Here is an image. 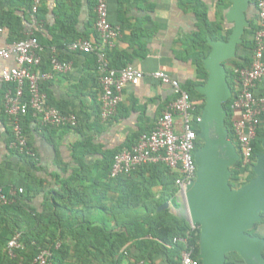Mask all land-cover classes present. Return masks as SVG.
Listing matches in <instances>:
<instances>
[{
	"label": "crops",
	"instance_id": "1",
	"mask_svg": "<svg viewBox=\"0 0 264 264\" xmlns=\"http://www.w3.org/2000/svg\"><path fill=\"white\" fill-rule=\"evenodd\" d=\"M32 1L0 0V23L6 30L0 36V50L32 32L44 50L40 70L48 72L49 49L53 46L79 39L97 43L93 28L96 0H41L35 22L31 16ZM232 5L231 0H108V21L120 28L111 57L118 64L138 69L144 77L137 86L124 88L116 115L103 123L99 119L101 88L96 56L62 50L61 60L70 62L72 69L44 83L42 91L49 104L76 115L78 126L74 130L51 129L41 127L37 120H24L22 128L37 158L34 168L10 149L11 124L3 112V98L11 86L0 84V185L23 188L28 194L25 217L30 223L25 221L22 231L40 229L66 236L68 255L64 264L107 263L100 253L107 246H99L96 235L107 234L115 222L123 223L129 216H144L143 209H136L135 213L128 206L127 196H123L126 186L104 179L103 173L111 164L113 152L133 145L141 133L151 131L173 99L171 88L152 74L164 72L184 89L197 81L196 92L206 83L208 73L204 66L206 81H198L191 59L193 43L201 32L209 54L208 40L227 42L234 26L227 20ZM244 16L248 26L243 42L237 46L236 57L223 63L226 81L230 67L243 64L250 57L247 44L257 27L255 0L247 1ZM203 22H208L210 34ZM14 65L13 60H0V73ZM230 80L231 86L228 81L227 84L232 95L233 75ZM256 94L264 95V83ZM192 101L198 108L202 104L200 100ZM176 121L179 123L180 119ZM4 219L11 222L14 218ZM248 233L264 240V218ZM82 236H87L84 242ZM156 243L149 236L126 243L120 250L126 254L120 257V264H134L133 254H151V264H165V250L172 246L164 245L157 253ZM229 254L245 264L236 252L227 253L226 258Z\"/></svg>",
	"mask_w": 264,
	"mask_h": 264
},
{
	"label": "built area",
	"instance_id": "2",
	"mask_svg": "<svg viewBox=\"0 0 264 264\" xmlns=\"http://www.w3.org/2000/svg\"><path fill=\"white\" fill-rule=\"evenodd\" d=\"M40 2L41 0L32 1L33 22ZM255 8L257 27L252 36L250 62L243 67H230L235 87L228 100L229 121L233 143L239 156V178L245 176L252 165L254 146L264 126V96L256 94L259 85L264 83V0H256ZM93 28L97 43L79 39L65 43L63 48L70 53L96 56L101 88L99 119L105 123L116 115L124 88L128 85L137 86L144 74L132 66L121 69L109 66L106 53L114 48L120 37V28L108 21V0H96ZM5 31L0 23V36H4ZM49 50L48 72L40 70L44 50L32 32L24 39L0 50L1 61L13 60L15 64L13 67L4 68L0 73V84L11 86L3 98V112L11 124L10 149L16 155L33 161L37 159L36 154L22 128V119L25 116L30 114L43 128L74 130L78 126L76 115L61 113L49 104L42 91L44 83L51 81L55 75L67 74L72 69L70 62L60 59L56 47ZM152 77L171 88L173 99L166 104L151 131L141 133L130 148H123L114 155L108 178L115 180L119 177H129L140 168L162 165L177 175L175 186L186 200V188L196 178L194 154L198 149L197 143H201L198 138L201 115L197 114V104L177 80L164 72H156ZM176 118L180 119L179 123ZM22 193L20 188H9L7 192L0 188V207L15 203ZM172 243L182 244L184 247L179 264H200L199 259L193 257V249L186 239L174 238ZM23 249L22 236L15 233L7 242L5 253L9 258L15 259L16 252ZM32 264H52L51 253L41 250ZM135 264L148 263L139 261Z\"/></svg>",
	"mask_w": 264,
	"mask_h": 264
},
{
	"label": "water",
	"instance_id": "3",
	"mask_svg": "<svg viewBox=\"0 0 264 264\" xmlns=\"http://www.w3.org/2000/svg\"><path fill=\"white\" fill-rule=\"evenodd\" d=\"M248 0H231L227 20L233 29L227 42L208 40L211 51L203 60L207 81L197 88L205 104L198 123L201 146L194 155L196 178L186 188V203L192 225H198L202 264H225L226 254L236 252L245 264H264V240L248 232L261 222L264 213V137L262 154L256 158L255 177L239 190L228 184L230 168L239 156L228 138L227 112L223 105L231 96L223 63L236 57L248 22L244 12ZM264 134V126H263ZM169 208L164 203L157 213Z\"/></svg>",
	"mask_w": 264,
	"mask_h": 264
},
{
	"label": "trees",
	"instance_id": "4",
	"mask_svg": "<svg viewBox=\"0 0 264 264\" xmlns=\"http://www.w3.org/2000/svg\"><path fill=\"white\" fill-rule=\"evenodd\" d=\"M203 24H204L203 28H205L207 33L210 34L212 29L209 27L208 22H203ZM253 30L255 31L256 27L253 28ZM202 36L203 35L201 32L197 35V38L193 43V53L191 57L193 64L197 68L196 71L199 76V80H198L199 83H204L207 78V74L202 65V60L206 57L209 51V48L205 46V39ZM223 40H226V38H223ZM63 45L64 44L53 47H56L59 50V54H60V52L64 50ZM247 45L250 48V52H251L253 49V42L252 41L248 42ZM196 48H199V52L197 51ZM106 54H107V61L111 68L121 69L126 66H129V64L116 63L115 59H112L111 57L112 51H107ZM243 61H244L243 64L237 63L235 65L239 67L248 65L250 62V57L244 59ZM231 77H232V73L231 71L228 70L227 81L230 86H231V80H230ZM196 84L197 81L189 83L185 90L188 92L191 99L202 101V104L199 106L197 112V114L200 115L203 109L204 100L203 97L197 94V92L195 91ZM223 107L227 112L225 126L228 130V138L232 142H234L232 136L231 124L229 121L230 118L229 102L225 103ZM61 113L67 114L64 112ZM24 120L34 121V119L31 117L30 114L25 116L22 119V122ZM263 137H264L263 130H261L260 133L258 134V139L256 140L254 146V156L262 152L261 142ZM200 145L201 143L199 144L198 142L197 147L199 148ZM131 146L126 148H130ZM123 148L121 147L113 152L111 156V164L104 171L103 178L109 181L117 182L118 184H122L123 186L125 185L126 186L125 188L127 189V193H124L123 196H127L128 206L134 210H136V208L143 209L144 216L141 217L129 216L127 219H125V222L123 223L115 222L113 229L107 232V234L96 235V237L99 239L98 245L107 246L106 251L100 252L107 259V263L105 264H120L121 263L120 257L123 255L126 256L124 252H120L121 248L126 243L131 241L133 242V240H136L138 237H143V236H149L152 239L157 240L156 243L157 253L159 248H164V245L172 246L170 248L171 250L170 249L165 250L168 252L165 264H179L180 262L181 253L184 250V247L182 244H173L172 241L174 238L186 239L188 245L193 249V257L198 259L199 256L198 242L200 236V230L198 225L195 227H191L186 220L177 219L175 217L169 216V212L167 210L162 211L160 213L156 212L159 206L168 202V199L174 196V192H175L174 184L177 175L171 173L167 168H165L162 165H150L138 169L129 177H119L115 180H110L108 178V175L111 169L113 157L117 152H119ZM18 157L21 160L28 161L29 165H31V167L34 168L35 163L32 159L27 158L25 156H18ZM239 164L240 163L238 162L230 170L231 172L230 181L232 182V186L236 184L235 182L237 181V178H239L240 175V172L238 170ZM252 177H253V172H251L248 181ZM156 185L161 186L162 189L163 194L161 195L160 198L159 197L156 198L155 194H153L154 192H152V189L155 188ZM0 188H2L5 192H7L10 187H5L0 185ZM20 189L23 190V193L17 197L15 203L9 206L0 207V264H32L33 260L37 257V255L41 250H48L51 253L52 264H64L63 259L66 255H68V249H67L68 246L64 243L66 237L65 235L57 234V233L47 234L46 232L40 229L31 230L27 232L22 231L25 221L29 224L30 220L26 219L25 217L26 210L28 207L26 203L28 199L27 197L28 194L26 190H24L23 188ZM135 189L138 190L140 194L143 196L141 200L136 201V203H141V205L139 206L138 204H136L135 206L130 204L132 202V200L130 199L132 198L130 193L132 190L134 191ZM5 217H13L14 219L11 220V222H9L4 219ZM262 218H264V214H262ZM57 221L60 222L62 220L57 219ZM15 233L21 234L24 249L22 251H17L16 258L11 259L6 255L5 247L7 242L11 239V237ZM250 234L254 236L252 233ZM86 237L87 236H82L83 242L84 240H86ZM57 245H59L58 248H56ZM132 257L134 259V264L139 261H145L151 264L153 260V256L151 254L146 257L141 254H133ZM237 263L242 264L240 258H234L231 256V254L227 256L226 264H237Z\"/></svg>",
	"mask_w": 264,
	"mask_h": 264
},
{
	"label": "rangeland",
	"instance_id": "5",
	"mask_svg": "<svg viewBox=\"0 0 264 264\" xmlns=\"http://www.w3.org/2000/svg\"><path fill=\"white\" fill-rule=\"evenodd\" d=\"M199 144H200V142H199ZM260 154H262V152ZM260 154H258V155H260ZM258 155L254 156L252 165L249 168V170L246 171L247 173L245 174V176H243L241 178H237V181L235 182L236 184L234 186H232V182L230 181V177H231V172H230L228 184L232 190H239L243 186L247 185L255 177L253 169H254V166L256 164V158ZM234 166H232V167H234ZM231 168H230V170H231ZM251 172H253V177L248 181L249 176L251 175ZM174 186H175V184H174ZM152 192H154L153 194H155L156 198H158V197L160 198L161 195L163 194L161 186H159V185H156L155 188L152 189ZM130 195L132 197V198H130L132 200V202L130 204H132L133 206H135L136 204H138V206L141 205V203H136V201L141 200V198H143V196L140 194V192L138 190H136V189L134 191L132 190ZM133 202H135V203H133ZM141 202H143V201H141ZM167 203H169V208L167 209V211L169 212V216L175 217L177 219L186 220L190 224L191 227H194L191 223V220H190L186 200L183 197L179 188H177L176 186H175L174 196L169 198ZM138 209H141V208H138ZM135 213H136V210H135Z\"/></svg>",
	"mask_w": 264,
	"mask_h": 264
}]
</instances>
